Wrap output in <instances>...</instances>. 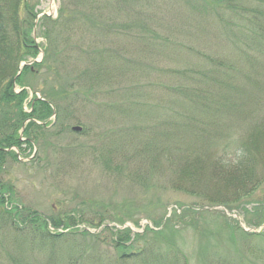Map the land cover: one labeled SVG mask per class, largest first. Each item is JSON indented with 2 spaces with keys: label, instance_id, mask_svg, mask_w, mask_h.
Wrapping results in <instances>:
<instances>
[{
  "label": "rangeland",
  "instance_id": "1",
  "mask_svg": "<svg viewBox=\"0 0 264 264\" xmlns=\"http://www.w3.org/2000/svg\"><path fill=\"white\" fill-rule=\"evenodd\" d=\"M31 1L38 13L56 18L59 0ZM207 1L213 10H206V0H110L96 9V14L104 13L98 24L79 18L71 30L52 31L58 47L71 41L91 48V56L79 47L61 48L59 59L60 66L79 73L94 91L58 102L62 125L41 132L34 159H28L33 147L24 143L20 162L8 161L0 172L1 183H12V191L5 193L10 202L46 219L43 235L36 232L41 228L7 225L4 219L0 264H264V215H259L264 214V137L242 157V164L248 158L255 161V182H240L244 172L235 171L231 184L226 169L236 165L222 162L238 161L233 147L223 148L227 141H251L259 128L264 130V55L255 57L254 47L250 55L236 51V34L224 27H235L241 11L237 1L249 8L264 0ZM219 9L225 17L217 16ZM41 18L35 29L40 50L32 56L40 61L47 43ZM185 44L214 58L197 56ZM121 56L141 64H128ZM184 66L209 74L204 78L190 69L187 74L198 78L192 82L197 89L180 102V95L174 97L171 88L156 83L177 84L182 71H170ZM29 80L42 83L41 75ZM111 87L117 89L113 94ZM22 88L16 83V91ZM25 88L24 110L30 111L29 100L41 91ZM200 88L205 91L201 100L189 101ZM123 93H140L144 104L134 108L128 100L124 113L118 103ZM177 110L184 114L171 117ZM164 118L183 130L169 134L176 136L178 149L169 157L154 142L166 135L159 125ZM183 148L189 156L186 172L179 167ZM242 187L246 195L240 193ZM3 210L0 204V216H7ZM257 216L261 223H254ZM51 218L63 222L55 225ZM126 232L129 239L119 245L113 241V233Z\"/></svg>",
  "mask_w": 264,
  "mask_h": 264
},
{
  "label": "trees",
  "instance_id": "2",
  "mask_svg": "<svg viewBox=\"0 0 264 264\" xmlns=\"http://www.w3.org/2000/svg\"><path fill=\"white\" fill-rule=\"evenodd\" d=\"M144 1L146 2L149 0ZM231 1L232 0H227L225 5H229ZM66 2V0H59L58 14L55 19H52L50 15L44 14L43 16H39V18L36 20L38 10L35 7V2H32L31 0H0V172L7 169L6 164L8 163V161L20 162L14 147L18 150H21V145L25 143V145L32 148V143L28 138H32L34 143L39 146L38 140L43 137V134L41 132H47L50 127L58 125L60 121L63 120L62 110H60L58 102L70 99L68 97H71L72 101H75L82 93L84 94V96H86V93H93L94 91V88L91 89V85H88L87 82H84L81 80V78H79V73L74 74L75 72L72 71L71 68L66 71L64 65V67L62 65L60 66V62L62 60L59 59V52L61 48L69 47V49L71 50L73 48L79 47L86 54L88 53L89 56H91V48L79 46L80 44H71V41H68V44L58 47V44H55L56 39L51 35V33L53 30H56L57 33H59L60 28L71 30L70 25L76 22L79 18H81V20L83 21L86 20V22L91 21L94 24H98L97 21L104 20V18L101 17L104 15V13L96 14V9L99 8V6H108L110 0H70L69 5ZM71 5H73L74 8H68V6ZM236 5L238 7V10L241 11L238 13L239 17L237 23L234 25L235 27L231 28V26L229 25L224 26L227 30H230L236 34L233 41L238 47V50L236 51H240L239 53H241L245 49L244 53L249 54L250 50L254 47L253 52L255 57L260 54L264 55L263 45L258 44V39H260L264 44V19L262 18L264 16V3H262V5L256 4V6H251L249 8L248 6H243L244 4H240L238 1ZM205 6L206 10H208L209 8L213 10V7L215 5H212L206 0ZM132 7L133 5H128V8L133 9ZM137 8L139 7L137 6ZM216 14L217 16L223 17H225L226 15V13L220 11V9L216 11ZM40 17H42L41 20L45 26V28L42 30L47 40V43L43 48V57L41 61L34 62L31 65H24L21 69V72L17 73L20 61L32 58V56H34L36 54V51H38L40 48L33 36V29L37 27ZM105 18L110 20L111 16L110 19L109 16ZM49 24H52V26L49 27ZM231 38L232 34L230 33V37L228 39L231 41ZM68 45H70L71 47ZM58 48L59 50H57ZM185 49L191 51V53H195V55L197 56L199 55L200 57H202L203 55L209 57V59L214 58L213 56H209L208 54H206L201 48L190 44H185ZM107 55L110 59L112 58L110 54ZM116 57L117 55L113 58L115 59ZM121 58L122 61L128 62V64L134 63L137 67L139 64H141L137 60V58L132 59L131 57L129 59L128 57L124 58L122 56ZM221 61L219 62V64H224V62ZM217 62L218 61H215L214 63L217 64ZM237 68L238 67L236 65L232 66V69L236 70ZM42 69H45L46 71L44 75L41 72ZM190 69H194L193 72L197 73L199 76H205L204 78H206V75L209 74L206 70L204 71L201 68L186 69V67L184 66L183 70L174 68L172 71H170L171 73L177 70L182 71V74L184 76H178L179 81H176L177 84L164 82H158L156 84H160V86H163L166 89L171 88L172 95L174 93H176L174 97L180 95L181 98H183V100H181L180 102H183L187 96L191 95L188 94L189 91L193 92L195 89H197V87L194 86L192 82L193 80H196L198 78H193V76L187 74ZM227 69L230 70V67H227ZM228 72L230 73V71ZM232 72H234V70ZM40 75L42 77V83H37L36 85L30 84L29 79L31 77H39ZM16 83L20 85L22 84V90L16 91ZM261 83L263 88L264 83ZM41 84L42 86L38 87ZM133 84L138 83L135 82ZM28 85H30L32 89H38L39 91H41L40 95L43 97V99L37 98L36 96L31 97V99L29 100V104L31 106L30 111H27L26 109L24 110V105L27 104V100L25 99L28 96L27 89L25 87ZM84 85H86V89H84ZM253 85L257 86L256 81ZM35 86L37 87L35 88ZM143 87L144 86L142 85V88ZM116 90L117 89L111 87L110 92H112L113 94ZM204 92L205 91L202 92V88H200L197 90L196 94L194 92L188 100L194 101L196 99V96L201 100ZM138 96H141V94L139 93ZM138 96L134 97V95H127V93H123L122 96L118 97V103L123 106L124 113L127 112L126 104L128 100L132 102L130 103V105L134 108L135 106L139 107L140 105L144 104V102L141 100V97ZM173 99H171V102L173 101ZM262 100L263 99L258 98L257 101L259 102ZM51 103L54 105L56 110L55 123L51 126H44L42 125V123H38L37 121H45L47 124H49V122L51 121L50 116L53 112ZM117 105L118 104H116V106ZM172 109L173 108L171 107L168 108V110ZM183 114V112L180 113V111L177 110L175 116L171 115V117L180 118V116ZM28 118L29 120H27ZM165 119L166 118L160 120L161 123H159V125L162 132H164V134L166 135L163 136L164 139L155 137L154 142L157 146V149L161 153H165L169 157L171 156L170 154H175L172 153L173 150H178L177 146H175L176 141H173L176 136H170L169 134L182 133L183 130H181L177 126L178 123H175V121ZM60 125H62V123H60ZM21 130H23V132ZM20 132L22 133L20 134ZM21 135L25 138L22 139ZM262 136L264 137V130H261L259 128L255 134V139L253 138L251 141L243 140L236 144L232 141H227V143L224 144L223 148L233 147V153L235 155V158L238 160L236 163L230 162L232 160H227L226 158L222 161L223 163L236 165V168L229 169L228 167L226 169V180H230L231 184H233V179H237L236 175L232 176L234 174H231L235 171H239L240 174L241 172H244V180L240 182L248 180L250 181V183H253L255 182V180H257L255 177L256 164H253L255 161L252 163L248 158V160L245 161V164H242L241 162L242 157L245 156V153L249 154L253 151L254 147L260 144V141L263 138ZM161 139H163L165 142L163 143ZM41 143L42 145L45 144L43 140ZM183 150L184 151L180 152L178 156L179 161L183 164V166L180 165L179 167L182 168L180 170L181 172H186V168L189 166V164L187 165L189 156L186 153V148H183ZM228 153L229 151H224L223 155L227 156ZM175 157H177V154L175 155ZM248 161H250L251 163ZM245 173L248 174L246 175ZM242 176L238 179V181L243 178ZM1 182L2 180L0 178V204L4 206L3 214H6L7 216H0V226H2L4 219L7 220V225L12 222L14 224L20 222V226H22L23 228L25 227L26 229L28 227H33L35 229L41 228L42 230H36V232H40L41 235H43L45 233L44 227H46V219H44L43 216H34L36 214L34 212H31L28 206H23L20 203L14 204V202H10V199H8L5 193H7L8 190L12 191V183L3 184ZM244 188L245 187L241 188L240 193L246 195V193H244ZM228 208L231 211L234 210L232 206H229ZM23 211H26V213H24ZM16 213H18V216L16 215ZM259 215L263 216L264 214L259 211ZM51 221L55 225L58 223V221H60V223L63 222L61 220H53V218H51ZM101 221L102 220H98V222H96L95 224L99 225ZM262 221L263 220L259 219V217L257 216L254 223L258 224ZM113 234L115 235L113 241L118 243V245L120 243L119 240L121 241V243H123L122 240H124V238L129 239V235L127 234V232L119 235H116V233ZM126 235L128 237H126Z\"/></svg>",
  "mask_w": 264,
  "mask_h": 264
},
{
  "label": "water",
  "instance_id": "3",
  "mask_svg": "<svg viewBox=\"0 0 264 264\" xmlns=\"http://www.w3.org/2000/svg\"><path fill=\"white\" fill-rule=\"evenodd\" d=\"M40 14H49L47 13L46 11H42L40 12ZM33 36H35V28L33 30ZM34 60H38V59H31V60H27V61H22V63H20V66H19V70H18V73L21 71V67L22 65H25V64H30V62L32 63V61ZM53 112H54V109H53ZM73 129L75 130H80L81 129V126L80 125H74L73 126Z\"/></svg>",
  "mask_w": 264,
  "mask_h": 264
},
{
  "label": "flooded vegetation",
  "instance_id": "4",
  "mask_svg": "<svg viewBox=\"0 0 264 264\" xmlns=\"http://www.w3.org/2000/svg\"><path fill=\"white\" fill-rule=\"evenodd\" d=\"M30 109H31V106H30ZM43 122V121H42ZM39 123V122H38ZM55 123V116H54V122H52V124H54ZM52 124H47L45 121H44V123H42V125H44V126H51ZM28 139H30V141H31V143H32V147H33V149H34V152L31 154L32 155V157L34 158V156L36 155V144L34 143V141H33V139L32 138H28Z\"/></svg>",
  "mask_w": 264,
  "mask_h": 264
}]
</instances>
